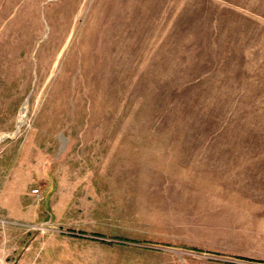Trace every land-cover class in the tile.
<instances>
[{
  "label": "rangeland",
  "instance_id": "1",
  "mask_svg": "<svg viewBox=\"0 0 264 264\" xmlns=\"http://www.w3.org/2000/svg\"><path fill=\"white\" fill-rule=\"evenodd\" d=\"M0 228L18 264H264V0H0Z\"/></svg>",
  "mask_w": 264,
  "mask_h": 264
},
{
  "label": "built area",
  "instance_id": "2",
  "mask_svg": "<svg viewBox=\"0 0 264 264\" xmlns=\"http://www.w3.org/2000/svg\"><path fill=\"white\" fill-rule=\"evenodd\" d=\"M34 192L38 193V190H34ZM4 241V234L0 228V264H18L15 260L10 259L9 255H6L5 252H3L2 245Z\"/></svg>",
  "mask_w": 264,
  "mask_h": 264
},
{
  "label": "bare ground",
  "instance_id": "3",
  "mask_svg": "<svg viewBox=\"0 0 264 264\" xmlns=\"http://www.w3.org/2000/svg\"><path fill=\"white\" fill-rule=\"evenodd\" d=\"M22 109H24V108H22ZM27 110V109H26ZM24 111H25V109H24ZM23 114H25V113H23ZM24 119V118H23Z\"/></svg>",
  "mask_w": 264,
  "mask_h": 264
}]
</instances>
